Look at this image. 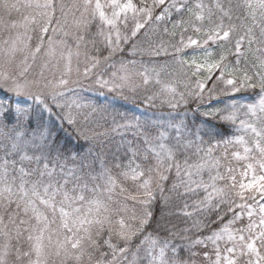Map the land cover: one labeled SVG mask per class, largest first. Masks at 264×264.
<instances>
[{
  "label": "snow or ice",
  "instance_id": "1",
  "mask_svg": "<svg viewBox=\"0 0 264 264\" xmlns=\"http://www.w3.org/2000/svg\"><path fill=\"white\" fill-rule=\"evenodd\" d=\"M214 9L0 0V27L24 29L0 40V264H264V0H216ZM189 31L220 50L189 57L201 44ZM128 44L140 68L121 62L105 78L99 69L115 67ZM38 66L59 78L34 75ZM120 101L172 111L122 115L118 126L135 140L113 149L99 129L110 115L116 124L110 109ZM237 145L242 152L229 150ZM174 199L182 228L165 217Z\"/></svg>",
  "mask_w": 264,
  "mask_h": 264
},
{
  "label": "trees",
  "instance_id": "2",
  "mask_svg": "<svg viewBox=\"0 0 264 264\" xmlns=\"http://www.w3.org/2000/svg\"><path fill=\"white\" fill-rule=\"evenodd\" d=\"M70 0H67V3H69ZM63 2L65 3L66 0H63ZM107 0H101V3L104 4L106 3ZM134 2H138V0H134ZM196 3H203L205 5H207L210 8L214 9V4L216 3V0H192V4L195 5ZM93 31H95V29H93ZM186 35H191L194 39H199L201 41L200 47L197 48L196 46H191L187 49H185V52L188 53L189 57L195 53V55L198 58H203L205 55V50H207L208 52H213L215 53L216 51H219L220 49H218L217 47V43H213L212 41H209L207 44L203 43V40L205 39V37L201 34H197L194 33L192 31H189ZM139 44V41L137 42ZM123 48V51H118L115 53L114 57L109 61V64L111 65H115V67H109L108 65L103 66L101 69H99V71H103L105 73H108L111 69H116L117 67H120L121 62L127 63L128 61L131 60H135L137 61L136 67L140 68V60H141V56L140 55H133L132 54V47L131 44L128 45H122L121 46ZM105 55H107V53L105 52ZM231 59V58H230ZM143 60L145 62V64H148V57H143ZM158 63L163 64L164 63V59H160L158 61ZM149 68L152 67L151 64L148 65ZM168 71H171V69L169 68ZM162 80H167L168 76L164 73L161 74L160 77ZM84 95L87 96H94L96 94L94 93H89V92H85ZM237 96H243V97H248L251 95L250 91H241L240 93L236 94ZM109 98L111 99V95H109ZM244 102V101H242ZM222 107V105L220 106ZM183 110V109H180ZM110 111H114L116 113H120L121 115H117V117H121L122 115H135L137 117H141L142 118V114L147 113L149 115H151L152 113H155L157 116L160 117H167L169 112L172 111L167 105H161L159 103V101H157V106L152 108V107H147L145 106L143 103H141L140 101H136V102H131V101H120L119 103H117L113 109H110ZM189 117H191V113H189ZM243 118V117H242ZM254 119V118H251ZM70 132L72 133V135L70 136H64L61 133V137L62 139L66 140L69 144H72L73 141L75 140V133H73L72 129H70ZM229 134H231L232 132H234V129L230 128L228 129ZM240 134V133H237ZM105 140L107 141L106 147H111L114 149V147L118 144H120L121 142H114L111 143V140L109 137H105ZM131 142V141H130ZM128 142L125 141V144H127ZM88 145L85 144L83 141H80L79 144H77V148L79 149H87ZM183 204L182 200L179 199H174L171 204L165 208L164 212H165V217L166 220H170L171 224L177 225L178 227L182 228L185 226L184 224V217L181 214V206ZM156 218L159 219L160 218V206L159 204L156 205ZM155 229V224L152 225L151 228H149L147 231L149 232H153ZM161 235L163 236L164 234L161 233Z\"/></svg>",
  "mask_w": 264,
  "mask_h": 264
},
{
  "label": "rangeland",
  "instance_id": "3",
  "mask_svg": "<svg viewBox=\"0 0 264 264\" xmlns=\"http://www.w3.org/2000/svg\"><path fill=\"white\" fill-rule=\"evenodd\" d=\"M70 2H71V0L69 1V3ZM93 2H94V0H93ZM65 3H67V0H66ZM58 15H59V13H57V16ZM12 18L14 20H16L17 22H20L22 20V17L20 15L16 14V13H13V17ZM5 19H7V18H5ZM69 21L71 23V17L69 18ZM53 27H55V25H53ZM18 32L23 33L24 32V29L23 28H20V29H7L6 30L3 27H0V40L7 39L10 36L14 38L17 35ZM27 34L29 36H32L33 37L31 43H35L36 42L35 41L36 33L30 30ZM61 39H64V37L61 36ZM68 43L71 46L72 41H71L70 38L68 39ZM73 51H75V49H73ZM42 63H44V62L42 61ZM77 67H78L77 66V62H76L75 58H73V62H72V78L73 79H75V77H76ZM118 69H119L118 67L116 69H111L108 73H106L107 75L105 76V78H107L108 75H111V73L113 71H117ZM83 70H84V61H83V57H81V60H80V63H79V71L82 73ZM40 71H44V73L48 77V79H52L53 78V75H55V77L57 79L60 76V72L57 71L55 68H53L50 71L47 67L41 68L39 66L35 69L34 75H38ZM115 119H116V124H113V122H112V116L110 115L108 117V119H107V122L104 125V128L99 129V130L102 131V132L103 131H107V137L110 138L111 143H114L116 141L117 142H122L123 141L124 143H125V141H127V142L134 141L135 140V136H134L133 130L126 129V128H123V127H119L118 126V125H120V124L123 123L121 117H117L116 116ZM70 129L71 128H67L66 129V133L67 134H65L63 132H62V134L64 136H70V135H72V133L70 132ZM229 150L230 151H232V150H239L241 152L243 151V149L239 145L235 146L234 149L233 148H230ZM233 163L236 164L235 161H233ZM236 167H237V174L239 175V172L241 171V168L239 167V165H236ZM97 168H98V166H97ZM205 179H207V175H205ZM128 183L130 184L131 182L129 181ZM89 195L91 196V194H89ZM101 198H103V197H101ZM129 208H131V204H129ZM9 227H11V226H9ZM54 239H55V237H54ZM12 243L15 244L16 241L13 240ZM24 250H28V244L27 243L24 244ZM33 259H35V255L34 254H33Z\"/></svg>",
  "mask_w": 264,
  "mask_h": 264
}]
</instances>
